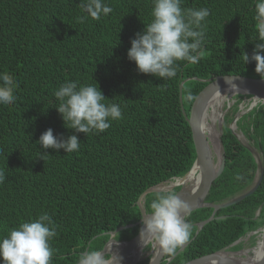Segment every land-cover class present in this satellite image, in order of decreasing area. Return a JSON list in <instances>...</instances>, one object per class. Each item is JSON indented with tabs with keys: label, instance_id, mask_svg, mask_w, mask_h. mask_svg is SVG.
<instances>
[{
	"label": "trees",
	"instance_id": "1",
	"mask_svg": "<svg viewBox=\"0 0 264 264\" xmlns=\"http://www.w3.org/2000/svg\"><path fill=\"white\" fill-rule=\"evenodd\" d=\"M105 3L112 8L110 14L81 22L78 17L86 14L80 0H0V72L11 73L19 84L15 103L0 105V170L6 176L0 184V237L47 212L56 225L51 264H76L85 251H101L110 231L140 220L137 199L144 190L189 171L195 151L180 92L188 114L201 80L216 75L261 78L255 62L243 60L244 52L251 56L259 42L254 0H182V8L209 9L203 55L197 64L178 61L177 75L165 80L138 72L127 58L131 39L151 22L152 0ZM65 80L98 83L106 103L120 104L123 118L112 121L103 133L86 135L66 128L53 107L58 103L53 93ZM250 97L237 94L224 116L225 165L205 201L220 203L248 189L255 180L256 155L263 166L259 186L243 200L217 210L197 234V223L208 218L212 208L190 212L189 242L173 255L165 253L160 264L239 249L250 233L256 234L249 236L250 243L256 242L255 231L264 224V102L235 122L248 143L229 128L239 103ZM48 128L64 138L76 134L79 150L41 148L37 141ZM41 152H47L44 159ZM237 173L243 179L236 180ZM157 192L143 198L146 212ZM133 232L128 227L114 238L129 240ZM148 261L149 256H143L136 264Z\"/></svg>",
	"mask_w": 264,
	"mask_h": 264
},
{
	"label": "clouds",
	"instance_id": "2",
	"mask_svg": "<svg viewBox=\"0 0 264 264\" xmlns=\"http://www.w3.org/2000/svg\"><path fill=\"white\" fill-rule=\"evenodd\" d=\"M152 5L151 22L131 39L127 58L135 62L140 73L170 79L177 75L178 61L197 64L202 58L206 40L204 22L210 12L206 7L182 8V0H152ZM80 8L86 14L78 17L81 22L87 17L99 20L112 12L105 0H80ZM254 8L255 18L259 21L256 40L259 42L254 44L251 56L244 52L243 60L245 64L254 61L255 72L264 79V0H254ZM18 87L11 73L0 72V105L15 103ZM53 95L58 102L53 107L61 115L64 126L75 133H103L111 127L112 121L123 118L120 104L106 103L98 83L65 80ZM37 143L43 149H63L66 153L80 148L76 134L64 138L62 134L54 135L52 128L46 129ZM45 155L47 152H41L40 157L44 159ZM5 179L4 171L0 170V184ZM235 179L241 180L243 176L237 173ZM150 208L142 219V242L145 244L152 239L162 252L175 254L192 235L193 226L187 220L190 205L171 188H162L155 194ZM260 229L255 231L259 235ZM55 236L56 225L47 212L21 222L6 236L0 237L2 264H51L54 249L50 241ZM103 260L100 253L90 252L82 264H103Z\"/></svg>",
	"mask_w": 264,
	"mask_h": 264
},
{
	"label": "water",
	"instance_id": "3",
	"mask_svg": "<svg viewBox=\"0 0 264 264\" xmlns=\"http://www.w3.org/2000/svg\"><path fill=\"white\" fill-rule=\"evenodd\" d=\"M201 81L203 82V85L198 91L197 95L194 97L191 106L189 108L188 114L185 113L184 107L182 105L181 92L179 95L182 113L186 118L189 127L191 129L192 142L195 151V159L189 171H187L183 176L175 178V180L177 179L184 180L192 170H195L199 174L198 182L194 185H191L189 184V181L187 182L184 181L179 184L176 183V181H173V183L171 182V185H169L168 187H165L162 184H160L149 187L146 190H144L137 199V205L141 212L140 220L137 221L136 223L117 227L113 231L109 232V239L107 240L101 251L98 252L101 254V257H103V255L109 248L108 245L110 243H124L125 246L117 253L112 254V256H110L108 259L106 260L102 259L103 264H126L127 263L126 261L131 256V254H133V252H135L136 254L131 257V260L128 264H136L142 258L143 250L146 243L151 241L149 239L144 244L140 236V230L143 227V223H142L143 216L148 213L144 210L142 206L143 198L147 193L160 191L162 188L174 189V187L179 186V189L176 192L182 200H185L190 205L189 213L201 207L212 208V212L210 216L197 223V229L195 232V234H197V232L202 228L204 224H206L207 222H209L214 218V214L217 210L221 208H226L230 205H233L243 200L245 197L251 195L259 186L263 175V166L261 159L259 158V156L256 155L255 159L257 161V171L255 175V180L254 183L248 189L220 203H209L205 201V198L208 194V191L211 187L213 180L216 179L224 169L225 155H224L222 139H221L222 117H220L221 119L220 121H218L216 125L215 128L216 137L214 138L205 136L203 134L202 121H203L204 112L208 107V103L211 100L212 93L215 89L225 85L231 86L238 90L236 94L250 95L251 96L250 98L253 100V104H257V102H264V79L251 78L243 75H216ZM181 86L182 84H180V91H181ZM236 119L237 118H235L229 126L230 130L233 131L234 133L235 131L233 126H235ZM235 135L240 139L237 133H235ZM241 142L244 143L242 140ZM128 227H132L134 229L132 237L129 240L117 241L114 238L115 234L118 231L126 229ZM260 230H261L260 235H261V243H262L264 241V224ZM188 242L189 241H187L184 245H182L180 249L185 247ZM150 249L151 251L149 252L148 264H160L162 258L164 257L165 252H162L159 249V246L154 247V243L151 244ZM224 250L225 249L215 251L209 254L195 256L183 262L182 264H197L200 260H204V259L212 260V264H236L237 259L229 256H225V257L221 256L220 253L222 251L224 252ZM86 258H87V254L85 251L84 258L76 264H82V262L86 260ZM253 264H264V251L260 259H258Z\"/></svg>",
	"mask_w": 264,
	"mask_h": 264
},
{
	"label": "bare ground",
	"instance_id": "4",
	"mask_svg": "<svg viewBox=\"0 0 264 264\" xmlns=\"http://www.w3.org/2000/svg\"><path fill=\"white\" fill-rule=\"evenodd\" d=\"M237 91L238 90L236 88H233V87L228 86V85L218 87L217 89H215L213 91L211 100L209 101L208 107L205 110L204 115H203L202 124H203V134L205 136H209L211 138H214L216 136V129H215L216 120L219 119L220 117H223L222 116L223 114L220 113L221 111L219 112V110L217 109L218 103L222 100L221 97L226 95V96H228V98H230L234 94H236ZM243 141L245 142V140H243ZM198 180H199V174L195 170H192L187 175V177L184 180L177 179L175 181L178 184L182 183L184 181H186V182L189 181V184L194 185V184H196L198 182ZM172 183H173V181H172ZM193 188H194V186H193ZM150 240H152V239H150ZM114 244L120 246L121 249L124 248V246H125L124 243H110L108 245V247H111ZM156 246H158V244L154 241V247H156ZM118 251L119 250H117V252ZM263 251H264V241L262 243L260 242L256 248L254 247L253 254L252 255H247L246 258H237L236 257V255L246 254L247 253L246 251L239 252V254H228L227 252L224 253L222 251L220 254H221V256H224V257L225 256H231L232 258L237 259L236 260V262H237L236 264H253L254 262H256L258 260L257 257H261L262 256ZM117 252H115V253H117ZM135 254L136 253L133 252V254H131L130 258L132 256H134ZM197 264H212V260H210V259L200 260Z\"/></svg>",
	"mask_w": 264,
	"mask_h": 264
},
{
	"label": "rangeland",
	"instance_id": "5",
	"mask_svg": "<svg viewBox=\"0 0 264 264\" xmlns=\"http://www.w3.org/2000/svg\"><path fill=\"white\" fill-rule=\"evenodd\" d=\"M237 94H234L232 97H230V98H228V96H226V95H224V96H222L221 97V101L218 103V107H217V109L219 110V112L220 113H222L223 115V117H222V121H223V119H224V116H225V114L228 112V110H229V108L231 107V105L235 102V96H236ZM228 100V101H227ZM230 104V105H229ZM253 105V106H252ZM256 104H253V100L251 99V98H246V100L244 99H242V101L239 103V110H238V112H237V114H235V116H234V119L235 118H238L241 114H243V113H245V112H247L250 108H251V106L252 107H254ZM243 109V110H242ZM237 115V116H236ZM220 119L221 118H219V119H217L216 120V123H215V128H216V125H217V123H218V120L220 121ZM233 119V120H234ZM237 120V119H236ZM234 130L237 132V134L240 136V138H241V140L243 141V140H245V142L244 143H246L247 142V140L244 138V137H242L241 136V134H240V132H238L236 129H235V127H234ZM216 137V136H215ZM240 140V139H239ZM248 143V142H247ZM174 181V180H173ZM172 181H170V182H167L166 184H162L163 186H165V187H168L169 185H171L170 183H171ZM259 209H260V207H259ZM259 209H258V211H259ZM258 211H257V213H258ZM250 235H256V234H252V233H250V234H248L245 238H244V245L242 246V248H241V251H246L247 253L246 254H241V255H236V257L238 258H246L247 257V255H252L253 254V249H254V247L256 248L257 246H258V244L260 243V241H261V237L259 236V234L257 233V235L258 236H256V242L255 243H250V241H249V236ZM241 240V238H239L238 240H236L234 243H232L231 245H233V244H236L237 242H239ZM152 241H154V240H151L150 242H147L148 244H150V247H151V244H152ZM147 244V245H148ZM146 245V246H147ZM119 248V249H118ZM121 249V247L120 246H118V245H116V244H114V245H112L111 247H109L108 249H107V251L106 252H108V253H110V254H113V253H115V252H117V250H120ZM245 249V250H244ZM115 250V251H114ZM228 250H231V249H225L224 251H228ZM146 252H143V254H142V258H143V256H145L146 254L148 255V253H149V249L147 250H145ZM102 259H105L104 258V256H103V258ZM130 260H131V258L129 257L128 258V260L126 261L127 263L126 264H128L129 262H130Z\"/></svg>",
	"mask_w": 264,
	"mask_h": 264
},
{
	"label": "flooded vegetation",
	"instance_id": "6",
	"mask_svg": "<svg viewBox=\"0 0 264 264\" xmlns=\"http://www.w3.org/2000/svg\"><path fill=\"white\" fill-rule=\"evenodd\" d=\"M117 241H120V240H117ZM121 241H124V240H121ZM149 242H150V241H149ZM152 243H154V242H152ZM237 243H238V242H237ZM147 244H148V243H146V245H147ZM146 245H145V247H144L143 252H146V251H145L146 249H147V250L149 249V252H150V251H151V249H150V244H148L149 247H147L148 245H147V246H146ZM241 248H242V247H241ZM241 248H239V249H234V250H228L227 253H228V254H239L238 252H242V251H241ZM224 252H226V251H224ZM107 254L109 255V257L112 256V254H110V253H108V252H105V254L103 255L105 259H108V258H109V257H106ZM145 256H149V253H148V255L146 254ZM229 257H231V256H229ZM102 258H103V257H102Z\"/></svg>",
	"mask_w": 264,
	"mask_h": 264
}]
</instances>
